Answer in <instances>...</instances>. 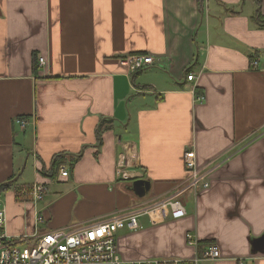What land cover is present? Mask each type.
Wrapping results in <instances>:
<instances>
[{"label":"crops","instance_id":"crops-1","mask_svg":"<svg viewBox=\"0 0 264 264\" xmlns=\"http://www.w3.org/2000/svg\"><path fill=\"white\" fill-rule=\"evenodd\" d=\"M258 11L255 0H0V186L10 184L0 204L8 234L31 242L164 200L187 180L192 149L199 168L213 166L210 187L182 197L183 219L153 224L143 216L140 230H120V256L190 260L214 244L221 258L200 264H264ZM260 12L264 22V0ZM136 54L154 62L129 77L121 60ZM189 73L195 81H186ZM132 143L151 186L143 198L116 177L118 155ZM58 156L69 177L53 168ZM35 184L46 188L39 199Z\"/></svg>","mask_w":264,"mask_h":264},{"label":"built area","instance_id":"built-area-1","mask_svg":"<svg viewBox=\"0 0 264 264\" xmlns=\"http://www.w3.org/2000/svg\"><path fill=\"white\" fill-rule=\"evenodd\" d=\"M150 55H129L121 60L126 75L132 77L144 71L153 64ZM41 65L45 64L43 57L39 58ZM254 67L257 63L253 64ZM196 77L189 73L186 81L193 82ZM205 97L197 95V102ZM22 127L26 121L17 120ZM217 163V162H216ZM184 165L188 172L187 180L178 185L173 193L164 200L153 205L136 203L126 213H117L103 221L74 225L72 227L48 232L37 236L28 242L27 237H13L7 232V213L0 204V264H200L203 261H216L221 258L219 248L210 244L193 259L160 258L143 261H125L118 252L117 234L120 230L138 231L142 227L139 218L147 216L153 224H160L167 220L183 219L187 215L183 196L210 187L212 165L205 168L197 166L194 150L190 149L184 157ZM62 177H69L66 165L60 166ZM117 181L136 182L144 179L143 171L137 165V148L132 144H125L116 162ZM46 191L45 186L35 184L32 195L39 199ZM21 197L28 196L27 191L19 193ZM190 246L197 247L198 241L191 233L187 234Z\"/></svg>","mask_w":264,"mask_h":264},{"label":"trees","instance_id":"trees-1","mask_svg":"<svg viewBox=\"0 0 264 264\" xmlns=\"http://www.w3.org/2000/svg\"><path fill=\"white\" fill-rule=\"evenodd\" d=\"M255 1L257 2V5L259 7V11L257 12L256 18L259 21V23L261 24V27H264V22H263V19L261 17V12H260V7L262 5V0H255ZM79 157H80V155L77 156V158L71 159V161L73 160V163L72 164H74L79 159ZM63 163H64V160L62 159V157L58 156V157H56V161H55V164H54L53 168L56 169V168L60 167L61 165H63ZM9 187H10V184L9 183H6L4 185H1L0 186V192L2 190L6 189V188H9ZM18 196H20V195L18 194Z\"/></svg>","mask_w":264,"mask_h":264},{"label":"water","instance_id":"water-1","mask_svg":"<svg viewBox=\"0 0 264 264\" xmlns=\"http://www.w3.org/2000/svg\"><path fill=\"white\" fill-rule=\"evenodd\" d=\"M150 187V183L145 180H138L133 184L134 193L140 198H143L149 192Z\"/></svg>","mask_w":264,"mask_h":264}]
</instances>
